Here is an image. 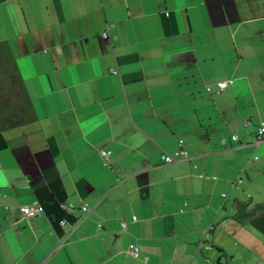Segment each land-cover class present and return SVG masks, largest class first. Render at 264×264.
Instances as JSON below:
<instances>
[{"label": "crops", "instance_id": "obj_1", "mask_svg": "<svg viewBox=\"0 0 264 264\" xmlns=\"http://www.w3.org/2000/svg\"><path fill=\"white\" fill-rule=\"evenodd\" d=\"M6 56L0 264H264V0H0Z\"/></svg>", "mask_w": 264, "mask_h": 264}, {"label": "trees", "instance_id": "obj_2", "mask_svg": "<svg viewBox=\"0 0 264 264\" xmlns=\"http://www.w3.org/2000/svg\"><path fill=\"white\" fill-rule=\"evenodd\" d=\"M34 120L17 65L6 56L3 61L0 59V126L15 127Z\"/></svg>", "mask_w": 264, "mask_h": 264}, {"label": "built area", "instance_id": "obj_3", "mask_svg": "<svg viewBox=\"0 0 264 264\" xmlns=\"http://www.w3.org/2000/svg\"><path fill=\"white\" fill-rule=\"evenodd\" d=\"M103 35H104V37H107L108 36V30H105L103 32ZM114 71L117 72V70H114ZM233 81L234 80L232 78L218 81V83H217L218 90L217 91L223 90L225 87H227L228 85L232 84ZM243 123L244 124H249L250 120L248 118H244L243 119ZM232 139L234 141H240V137H239L238 134H233L232 135ZM254 141L256 143L264 141V113L262 114L261 120L257 124V131H256V136L254 138ZM224 142H225V140H224ZM101 154L107 159L109 157L110 151L109 150H101ZM190 158H191V156H190L189 152L186 149L182 148V147L178 148L174 152H164L162 154V159H163L164 162H173V161H176L177 159H190ZM1 197H2V192L0 191V199H1ZM76 207H79V209L82 210V214L78 218H76L75 223L72 224V227L69 230H71L73 227H75L76 224L79 223L82 219L87 217V215L89 214V212L92 209L87 204H81V205L77 206L72 201H64L62 203V209L63 210L71 211V210H74ZM41 210H42L41 206L39 204H37V203L21 205V211L24 213V215L26 217L38 216L39 214H41ZM66 221H67L66 219L62 218L60 220V223L61 224H65ZM100 226L101 225L99 224V227ZM122 226L124 228L126 227V222L125 221L122 222ZM68 232L69 231H67V233ZM65 238L66 237H63L62 239H65ZM127 252L129 254H131V255L137 256L140 253V247L137 244H130L127 247ZM144 258H145V260H147V256H145ZM258 264H263V262L259 261Z\"/></svg>", "mask_w": 264, "mask_h": 264}]
</instances>
